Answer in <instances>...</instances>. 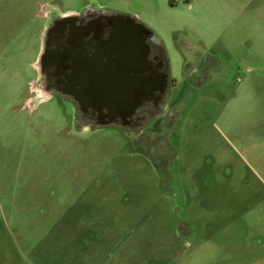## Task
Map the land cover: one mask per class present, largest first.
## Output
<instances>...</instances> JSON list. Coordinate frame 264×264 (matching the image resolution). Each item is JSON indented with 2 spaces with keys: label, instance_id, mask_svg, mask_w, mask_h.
I'll list each match as a JSON object with an SVG mask.
<instances>
[{
  "label": "rangeland",
  "instance_id": "obj_1",
  "mask_svg": "<svg viewBox=\"0 0 264 264\" xmlns=\"http://www.w3.org/2000/svg\"><path fill=\"white\" fill-rule=\"evenodd\" d=\"M89 5L153 33L166 115L44 101L46 21ZM0 264H264V0H0Z\"/></svg>",
  "mask_w": 264,
  "mask_h": 264
},
{
  "label": "flooded vegetation",
  "instance_id": "obj_2",
  "mask_svg": "<svg viewBox=\"0 0 264 264\" xmlns=\"http://www.w3.org/2000/svg\"><path fill=\"white\" fill-rule=\"evenodd\" d=\"M119 14L97 5H89L78 11L55 12L50 15L43 28L41 53L38 60L37 85L45 100L55 96L68 101L76 112L75 120L85 129L116 125L138 129L156 118L166 115L165 100L170 86L168 77L164 92L148 94L140 104L109 107L110 88H126L127 77L136 81L140 77L139 66L126 68L122 51H116L111 43L113 28L109 18ZM150 47L146 75L150 81L156 75L165 74L168 62L163 49L147 39ZM40 58V56H39ZM169 74V71H168ZM42 101V100H41ZM105 123V124H102Z\"/></svg>",
  "mask_w": 264,
  "mask_h": 264
},
{
  "label": "water",
  "instance_id": "obj_3",
  "mask_svg": "<svg viewBox=\"0 0 264 264\" xmlns=\"http://www.w3.org/2000/svg\"><path fill=\"white\" fill-rule=\"evenodd\" d=\"M108 26L113 28L111 32V43L115 46L116 51H122L125 59V67L133 68L136 64L139 66L140 77L134 84L132 79H129L127 74V84L124 90L110 88L104 97L109 99V107L117 110L118 100L122 99L123 106L138 105L148 95L155 91L164 92L168 82V68L165 74H157L155 79L150 81L147 72V65L150 53V47L147 44V39L154 40L153 33L143 24L137 22L135 19L119 14L109 18ZM43 61L42 54L39 58V64ZM105 124V123H102Z\"/></svg>",
  "mask_w": 264,
  "mask_h": 264
}]
</instances>
